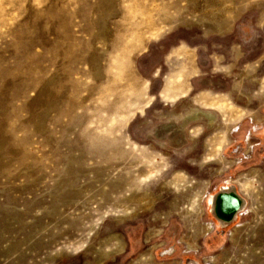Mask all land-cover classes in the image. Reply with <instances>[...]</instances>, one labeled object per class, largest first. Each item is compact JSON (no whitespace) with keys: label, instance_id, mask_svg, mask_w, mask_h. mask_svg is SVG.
<instances>
[{"label":"rangeland","instance_id":"1","mask_svg":"<svg viewBox=\"0 0 264 264\" xmlns=\"http://www.w3.org/2000/svg\"><path fill=\"white\" fill-rule=\"evenodd\" d=\"M194 263L264 264V0H0V264Z\"/></svg>","mask_w":264,"mask_h":264},{"label":"bare ground","instance_id":"2","mask_svg":"<svg viewBox=\"0 0 264 264\" xmlns=\"http://www.w3.org/2000/svg\"><path fill=\"white\" fill-rule=\"evenodd\" d=\"M120 106V105H119ZM250 144V143H249ZM235 161V160H234ZM236 163V162H235ZM248 172V171H247ZM244 178V177H243ZM229 202V201H228ZM232 208H233V205H232V203L231 202H229V203H227V204H223V205H221L220 206V212H221V214H219L221 217H223L222 216V214H226V213H229V212H231V210H232ZM206 223V222H205ZM211 223V222H210ZM212 225V224H211ZM204 227V226H203ZM213 227V226H212ZM236 228V227H235ZM237 229V228H236ZM212 230V229H211ZM203 231V230H202ZM204 232V231H203ZM201 233V232H200ZM232 236V235H231ZM233 237V236H232ZM184 238V237H183ZM233 239V238H232ZM231 239V240H232ZM195 240V239H194ZM186 241V240H185ZM149 242V241H148ZM193 244V243H192ZM198 244V243H197ZM195 247V246H194ZM124 249V248H123ZM190 250V249H189ZM195 251V250H194ZM116 256V255H115ZM204 259H206V258H204ZM214 259V258H213ZM206 262V261H205ZM217 262V261H216ZM210 263V262H209ZM212 263V262H211ZM194 264H196V263H194Z\"/></svg>","mask_w":264,"mask_h":264}]
</instances>
